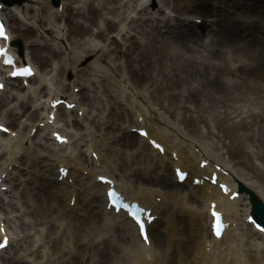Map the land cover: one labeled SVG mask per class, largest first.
<instances>
[{"label":"bare ground","instance_id":"6f19581e","mask_svg":"<svg viewBox=\"0 0 264 264\" xmlns=\"http://www.w3.org/2000/svg\"><path fill=\"white\" fill-rule=\"evenodd\" d=\"M30 1H34V6L29 4ZM30 1L22 6L7 5L1 11L11 34L10 51L18 49L15 42L20 37H35L33 43L44 46H34L28 52L25 42V50L18 56V64L32 63L30 51L41 52L47 60L57 56L60 51L58 41L67 39L63 35L64 26L61 25L55 30L63 32L56 33L54 39L47 37V30L40 31L39 25L36 27L38 33H32L36 29L31 20L27 21L31 17L29 10L40 4L38 0ZM63 1L60 8L54 11L57 17H61L60 9L62 14L65 12V16L74 11L81 16L85 15L91 23L94 22L98 10L112 15L103 20L102 27L97 26L91 32L90 41L85 42L87 47L79 53L72 52L71 65L74 72L79 70L76 65L78 62H74L75 58L80 61L87 54L103 51L105 54H97L96 60H100L109 54V46L99 42L108 33H114V37L120 42L119 48L123 50V56L130 53L135 55L138 50L149 52L143 58L135 55L136 58H141L135 69L143 78H127L114 67L110 73L104 67L97 68L101 64L95 62L92 66L96 73L87 76L84 82L83 75H77L75 81L80 78L79 81L73 83L71 90L63 95L57 93L56 82L52 79L56 76L46 75L48 73L43 75L35 63L33 64L37 73L30 79L33 82L26 87L13 85L9 79H3L5 70L0 66V81L5 82L4 89L8 91L5 97L0 91V114L3 116L0 123L10 125L11 131H16L15 128L21 129L17 137L8 135L0 138V177L4 180L3 184L13 183L14 191L12 194L9 191L11 199L7 203L8 210L10 209L8 213H14L12 217L21 234H17L19 236L15 246L18 247L11 260L8 259V264H81L80 260L87 258L88 264H125L124 255L120 254L119 249L113 248V242H109L113 239V234L122 238L124 228L128 229L136 245L138 257H135L133 264H146V253L137 242L134 230L128 226V222L104 220L105 214L99 212L97 205H102V190L95 178L102 172L110 176L117 175V184L123 192L144 205L153 204L155 208H161L163 213L167 210L172 221L176 220L178 213H182L178 208L183 211L190 208L199 210L200 203L207 195L206 192L196 193L195 187L189 193L169 188L172 178L169 177L168 168L180 164L186 169H194L201 158H209L212 162L223 163L228 167L232 164L230 174L224 179L229 180L234 189L238 183H242L264 202V162L255 166L256 161L255 164L252 161V158L259 156L258 151L264 157V117L261 124L254 122L252 118L254 115L264 114V98L252 90L256 86L264 89V78L229 76V79L223 80L217 76H208L207 71V74H203L205 78H183L200 73L204 66L206 68L211 60L222 54L223 49L224 52H231L232 59L237 55L241 59L239 61L245 62L243 58L248 57L252 63L257 65L259 62L258 65L263 66L264 55L257 49L254 33L262 28L261 23L264 22V0H183L177 6L171 4L170 0H158L159 4L153 9L148 7V0H139L136 3L134 0H98L97 3L90 0L84 10L82 4L72 6L69 0ZM42 8L41 5L39 10ZM81 9L86 10L85 14L81 13ZM38 11L36 15H32V21L44 24L46 19L42 11L41 16H38ZM116 17H120L118 22ZM195 17H203L204 21L200 26H195ZM87 26L88 23L83 27L76 20L70 33H84V30L89 29ZM162 27L167 32H162ZM14 28L17 32L19 29L20 33L12 31ZM133 33L139 36L132 37ZM114 47L117 48V45L114 44ZM162 56L166 58L165 64L169 71L173 75L182 76L169 78L168 71L166 78H145L146 69L150 67L152 60L161 62ZM1 59L2 57L0 61ZM221 70L230 72L226 65H221ZM98 73L101 74L99 77L96 75ZM97 78H103L105 84L99 86ZM141 81H149V85L137 88ZM14 86L24 91V94L13 91ZM77 86L87 88L88 92L83 95L86 94L84 99L90 108L81 103L80 97L74 92L73 88ZM244 86L251 87L249 95L243 94ZM106 93H109L112 100L108 108L112 111H108V114L115 116V123L104 114L107 107L103 111L99 105L98 98ZM60 96L76 101L75 110L82 111V116H72L71 110L63 108L57 112L54 123L49 124L48 103ZM161 98L166 100L165 105L160 102ZM13 101V106L9 108L8 103ZM106 102L109 103L107 99ZM155 102L174 116V119H170L166 111L156 109L152 104ZM3 107L6 108L2 110ZM233 115L238 117L235 122ZM19 116H25V120ZM205 116L208 124L210 120L213 123L201 134L198 130L200 125L197 123L203 121ZM60 121H64L61 128L54 127ZM139 124L146 127L149 135L165 146L163 154L150 147L146 141L145 143L142 137H135L131 133V126L138 128ZM105 125H109L110 129H105ZM28 127L30 128L26 132ZM33 127L36 130L30 134ZM51 127L54 128L50 133L54 129H60L69 137V144L66 146L71 148L69 153L63 149L65 145L52 144L51 147L48 143L51 137L44 143L38 140V136ZM213 127L227 136L231 135L232 140L226 142L216 136L212 131ZM195 131L197 136L209 137L217 153L209 151L204 142L198 141L194 137ZM82 145H86V150L95 152L96 158L88 159L78 149ZM62 149L64 153L59 152ZM172 151L176 152L177 161L171 158ZM200 153L202 157L199 156ZM226 153L229 157L234 153L238 157L236 163H231V158H226ZM60 166L70 168L66 178L61 181L58 180ZM201 188L205 190L206 186L199 187V191ZM210 195L240 225L241 231H238L239 227L235 228L233 236L240 237V240H229L228 252H235L236 261L233 264H264V236L260 242L242 231L249 228L242 220L250 213L251 204L247 195L242 194L241 199L229 201L226 196L217 193L216 187H211ZM155 197L161 198L159 204L153 203ZM72 198L74 205L70 207ZM0 203H3L2 200ZM1 221L5 222L10 232L8 216L4 218L0 210ZM96 235L100 237L95 239ZM12 237H15L14 233ZM162 238L166 242V238ZM106 243L111 246L103 254L105 250L101 252L99 247ZM177 244L185 251L190 249L187 239L177 241ZM226 250L227 247L223 256H226ZM91 251L94 257L90 254ZM222 251L219 245L213 244L214 255ZM6 252L7 249H4L0 253V260L6 259ZM183 253L181 264H188L189 256L184 251ZM222 264L232 262L224 257Z\"/></svg>","mask_w":264,"mask_h":264},{"label":"rangeland","instance_id":"374dc122","mask_svg":"<svg viewBox=\"0 0 264 264\" xmlns=\"http://www.w3.org/2000/svg\"><path fill=\"white\" fill-rule=\"evenodd\" d=\"M38 1H39L38 3L40 5L37 6L36 8H32L29 11L31 12V15H36L37 14L36 11H38L39 7L41 8V5H42L43 10L40 9L38 12H40V15H41V11H42V15L44 16L46 21L44 24H42L41 29L40 28L39 29L41 31H43L44 28L48 25H51L52 27L59 26V25L65 26L64 31L66 32V34H65L66 38H68L66 41V44L67 43L70 44V46H71L70 51L73 50V52H75V53H79V52H81V50L83 48L87 47V44L85 42L90 41V38L92 37L91 32L95 31L97 26H99V27L103 26V20H105L103 18H109L110 16H112L110 13L103 15L100 12V10H98L96 12L94 22L91 23L89 20H87L85 15L81 16L74 11V12H72V14H69L68 19H67V16L64 19V16H62L63 18L55 17L53 11H54V9H56V7L51 5L52 0H38ZM69 1L71 2L72 6H77V5L82 3L83 8L86 6V3H87L85 0H69ZM138 1L139 0H135L134 3L138 2ZM180 1H183V0H170V3L171 4L173 3L174 5L177 6ZM61 2H62V0H60V3ZM94 3H97V0H95ZM31 4H32V6H34L33 3H31ZM35 4H36V2H35ZM158 4H159L158 0H148V6H150L152 9L156 8V6ZM211 5L214 6L213 3H211ZM85 12H86V10L83 11V14H85ZM59 14L61 15L62 13H59ZM103 16H106V17H103ZM119 18L120 17H116V19H119ZM72 19H74V20H72ZM76 20H78L79 24H82L83 27H85V24L88 23L89 26H87V27L89 29L84 30V33H77V34L70 33V28L75 27V21ZM195 20L197 21L196 25H198V26H199V24L203 23V22L201 23V21H202L201 18H196ZM64 21H66L67 25ZM261 24H263V22ZM258 29H260V32H262L264 29L263 25H262V28H258ZM162 32H166L165 27H162ZM197 33H199V31ZM107 36L109 37V39ZM132 37H137V34L133 35ZM34 39H35V37H29V38H26L25 40L21 39V42H23L24 44H25V42H27L28 49L29 48L31 49V48H34V46L36 47V45H34V43L32 41ZM99 42H101L102 44H105L106 46H109V49H108L109 54L108 55H104L100 60H96L97 54H105V53H103V51H96V52H92L90 54L85 55L83 60L77 61L76 58L74 59V62L75 61L78 62V69H81V70L85 69L84 71H82L83 73L81 72V70H78L77 73L72 72V71H70V67H67V69H65L66 63L70 64V62H72V61H71V59H67L65 61V58L63 56L64 53L62 51H59V53L57 52V56H54L53 58H50L48 60L44 57V55L41 52L35 51L32 53L31 59L33 62H36L37 64L40 65V66L39 65L38 66H39L41 72H50L49 76L52 73L55 74L56 78H53V79L56 81V86L58 87V90L61 89L64 84L70 83V80L72 83H76L77 81H79L80 78H77V81H75V78L77 75H79V76L83 75L82 78H83V82H84V79L87 76L90 77L92 73H96V71L93 70L95 67L92 66V63H95V62H98L101 64L100 67H97L99 69L104 67V69H106V71H109L110 70L109 68L114 67L119 71V73H124L127 78H143L140 76L139 71L135 69V67H137L136 63L140 62L141 58H136L135 55L141 56L143 58L145 56V54L148 53L149 51L145 52V51L138 50L135 52V55L130 53V54H126L125 56H123V50L121 49V47L119 48V46H121V44L117 43V40L114 39L113 33H110L109 35L102 36L101 39H99ZM114 44L117 45V48L114 47ZM61 46H62L63 51L66 50L65 44H63ZM257 48L261 49V47L259 45H257ZM154 53H155V51H154ZM221 53H222L221 55H219L218 57H215V61L219 62V66L226 64V65L231 67L232 63H236V64L240 63L239 67L232 69V71L235 72V75L233 76L234 78H240L238 69H240V71H242V75L249 74V78H264V65L263 66L261 64H260L261 66L258 65L259 62L256 65V63L255 62L252 63V60L248 57L243 58V60H245V62L236 61L234 58L231 59V58L227 57L231 54V52H229V51L224 52V49L222 50ZM263 55H264V52H263ZM235 57H238V56L236 55ZM126 59H128V61L125 62ZM165 60H166L165 56L161 57V62H156L155 59H153L150 67H148L146 69L145 78H157V77L158 78H166L167 72L169 71V68L165 64ZM254 61H256V60L254 59ZM112 62H114V63H112ZM191 62H192V60H191ZM262 62H263V60H262ZM54 63H55V66L60 65V69L59 68L56 70L53 69L52 66L54 65ZM61 63H62V65H61ZM190 65H191V63H190ZM61 66H62V68H61ZM127 66H129L130 68H128ZM217 66L218 65H211V64L207 65L206 68L204 66V70H202L200 73L190 74L187 77H183V78H205L203 76V74H207L206 71L208 72V76H217V78H224V76H226V74L223 71L219 70ZM214 72H215V74H214ZM99 74L100 73H98L96 75L99 76ZM176 76L180 77V76H182V74L173 75L172 72L169 71V78H175ZM97 79H98L97 84L99 86L101 84H105L102 81L103 78H97ZM147 85H149V81H143V82L141 81V83L139 85H137V88H142V87L147 86ZM78 87L80 88V90L78 92V94H79L78 96L80 97L81 100H86V99H84L86 94L85 95H83V94L85 92H88V90L86 88H82L80 86H78ZM180 89H181V86H180ZM63 90L65 91V86H63ZM67 90H69L68 86H67ZM100 90H103V89L100 88ZM243 93H244V91H243ZM108 95H109V93H106V95H103V96L98 98L99 99V105L103 109V111H104V108L107 107L106 111H104V114L108 115V118L110 119V121H114V123H115L116 122L115 116L108 114V111H112V110H108L110 104H112V100L110 99V96H108ZM106 99L109 103L106 102ZM199 101H201V100H199ZM160 102H162L163 105L166 104V100L164 98H161ZM85 103L87 104V101H85ZM95 104H98V103L95 102ZM152 104L154 107H156V109H159L162 112L166 111L164 108H160V106L158 104H156V102L152 103ZM178 104H179V102H178ZM198 105H200V104H198ZM124 107H125V105H124ZM88 108H90L89 105H88ZM171 111H173V107L171 108ZM167 113H168V116L170 117V119L173 120L174 116H171L169 114V112H167ZM0 117H2V116L0 115ZM232 119L235 122L238 120V117L233 115ZM259 122H260V117H256V123H259ZM110 123H112V122H110ZM212 123L213 122L210 120V124H212ZM210 124H208V122H207V116L203 117V121L201 120L200 122L197 123V125H200L199 126L200 128L198 129L200 131V133L204 134L206 132L207 128L210 126ZM111 125H113V123ZM104 128L110 129L109 125H105ZM27 131H28V129H27ZM213 131L215 132V135H217L219 138L223 139L226 142L231 141L233 138L231 135H229V136L226 135V138L224 139V136L221 137V134H224L223 131L219 132V129H215ZM120 135H121V132H120ZM46 136L49 137L50 133L48 132L46 134ZM194 136L199 138L202 141H206L207 146L210 147L209 149H211V150L214 149L212 146L209 145L211 142V139L209 137L203 138V137L197 136V131H195ZM213 138H214V136H213ZM133 139L135 141V138H133ZM42 140H44V139H42ZM117 147L122 149V147L119 144H117ZM255 158H260L259 160L264 162V157H262V156L261 157H255ZM236 159L238 160V158H236V157L233 158L234 161ZM254 160L255 159L253 158L252 161H254ZM7 199H9V193H8ZM6 212L7 211H5V210L3 211V213H6ZM13 214L14 213H12V215ZM10 228L12 229V231L19 233V230H18L17 226L13 223V221H10ZM17 247H18V245L12 247L10 249V251L6 254V256L9 258V260H11L12 256H14V253L17 250Z\"/></svg>","mask_w":264,"mask_h":264},{"label":"snow or ice","instance_id":"6c2138e0","mask_svg":"<svg viewBox=\"0 0 264 264\" xmlns=\"http://www.w3.org/2000/svg\"><path fill=\"white\" fill-rule=\"evenodd\" d=\"M0 37H3L5 39L7 38L5 31H4V26L2 24H0ZM3 52H4V49H0V53H3ZM5 63L10 64L11 61L5 59ZM30 74H31V70L29 68H21V69H18L16 71H13V73H12V75H30ZM0 130L7 131L6 129H2V126H0ZM55 135H57L58 140H61L63 142V138H61L58 134H55ZM157 147H159V146L157 145ZM61 171H63V170H61ZM99 179L105 180L104 177H99ZM114 195H115V193H113L111 191L108 192V196L110 199ZM113 204H115V201H113ZM127 207H128V205H125V208H127ZM129 215H131L133 217V219H135L136 222L140 225V230L143 233V231H144L143 221L139 217H136L135 213H129ZM214 215H215V213H214ZM217 228H218V225H217ZM217 234H219V232H217ZM3 246H4V243H0V247H3Z\"/></svg>","mask_w":264,"mask_h":264}]
</instances>
